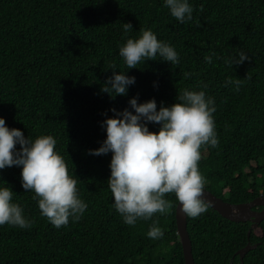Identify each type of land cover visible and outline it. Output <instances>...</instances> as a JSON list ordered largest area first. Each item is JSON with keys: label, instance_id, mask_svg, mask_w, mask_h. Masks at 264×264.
Here are the masks:
<instances>
[{"label": "trees", "instance_id": "1", "mask_svg": "<svg viewBox=\"0 0 264 264\" xmlns=\"http://www.w3.org/2000/svg\"><path fill=\"white\" fill-rule=\"evenodd\" d=\"M190 3L193 19L182 23L163 0H0V116L26 138L56 139L88 205L78 221L56 228L23 189L21 166L0 169V186L14 191L13 202L32 221L25 229L0 226V264H185L175 195L166 194L173 205L166 214L125 224L107 184L112 154L88 151L106 137L105 115L130 108L131 97L155 98L159 110L185 88L205 91L215 101L218 137L216 147L201 148L205 188L231 203L264 195V0ZM123 23L133 28L125 33ZM145 29L173 46L180 63L141 62L127 72L135 84L113 99L101 86L113 65L127 71L119 47ZM240 50L251 59L226 63ZM229 80H239V89ZM154 222L164 230L161 239L147 236ZM188 230L196 264H242L238 252L249 242L263 243L244 263L264 264V220L252 229L251 221H231L210 206L188 216Z\"/></svg>", "mask_w": 264, "mask_h": 264}, {"label": "clouds", "instance_id": "2", "mask_svg": "<svg viewBox=\"0 0 264 264\" xmlns=\"http://www.w3.org/2000/svg\"><path fill=\"white\" fill-rule=\"evenodd\" d=\"M163 3L177 21L187 23L193 19L190 0H163ZM132 28L131 23H123L125 33ZM119 56L127 71H116L113 65L112 75L101 86V91L113 99L126 95L129 86L135 84V76L127 72L138 68L141 62L180 63L175 48L158 40L150 29L143 30L137 38H128L119 47ZM250 59L240 50L226 63L233 67ZM205 60L211 62V57ZM228 83H235L239 89V80ZM128 103L130 108H112L115 115H105L101 127L106 137L98 148L88 150L92 155L112 154L107 184L113 207L123 222L134 226L140 219L166 214L173 207L165 198L169 193L175 195L186 215L196 218L205 213L211 205L204 199L206 179L198 165L201 148L218 144L214 98L206 96L203 90L185 88L177 94L175 103L168 106L161 103L159 110L155 98L138 102L137 97H131ZM150 123L158 124V131H150ZM56 143L51 135L26 138L21 129L9 128L0 116V169L21 166L23 189L34 193L41 215L60 228L68 225L70 218L78 221L88 205L80 198L77 180L69 175L64 158L55 150ZM13 193L11 188L0 186V226L30 228L32 221L24 215L20 204L13 202ZM147 236L161 239L164 230L154 222Z\"/></svg>", "mask_w": 264, "mask_h": 264}, {"label": "water", "instance_id": "3", "mask_svg": "<svg viewBox=\"0 0 264 264\" xmlns=\"http://www.w3.org/2000/svg\"><path fill=\"white\" fill-rule=\"evenodd\" d=\"M204 193V199L210 203L211 207L218 211L222 216L231 221H251L252 229H257L260 223L264 220V195L258 196L248 202L231 203L221 197H218L216 194H214L207 188L204 189ZM255 207L263 208L261 210H255ZM176 219L180 241L183 246L185 264H196L193 254V243L188 230V215H186L181 210L179 203L176 211ZM257 247L258 244L248 243L247 246H245L239 251L241 258L243 259L247 252Z\"/></svg>", "mask_w": 264, "mask_h": 264}, {"label": "flooded vegetation", "instance_id": "4", "mask_svg": "<svg viewBox=\"0 0 264 264\" xmlns=\"http://www.w3.org/2000/svg\"><path fill=\"white\" fill-rule=\"evenodd\" d=\"M261 208H263V207H261ZM255 210H261V209H256V207H255ZM249 243H251V242H249ZM262 243H263V242H259V243H256V244H258V246H259V245L262 244ZM251 244H252V243H251ZM255 249H256V248H255ZM252 250H253V249H252ZM239 251H240V250H239ZM238 253H239V252H238ZM247 253H248V252H247ZM247 253H246V255H247ZM239 255H240V254H239ZM246 255H245V256H246ZM245 256H244L243 259H242V258H241V255H240L241 263H242V264H245V263H244ZM242 261H243V262H242Z\"/></svg>", "mask_w": 264, "mask_h": 264}]
</instances>
